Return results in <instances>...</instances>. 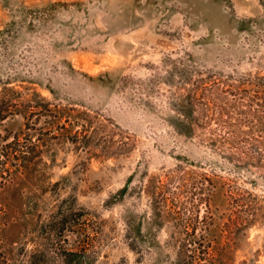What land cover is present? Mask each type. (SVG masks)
I'll return each instance as SVG.
<instances>
[{"label": "rangeland", "instance_id": "obj_1", "mask_svg": "<svg viewBox=\"0 0 264 264\" xmlns=\"http://www.w3.org/2000/svg\"><path fill=\"white\" fill-rule=\"evenodd\" d=\"M179 62L264 72V0H0V92L36 91L71 132L98 131L32 136L18 178L3 147L25 119L0 123V264H187L193 228L191 264H264V181L178 126L164 79ZM157 175L161 214L145 190Z\"/></svg>", "mask_w": 264, "mask_h": 264}, {"label": "trees", "instance_id": "obj_2", "mask_svg": "<svg viewBox=\"0 0 264 264\" xmlns=\"http://www.w3.org/2000/svg\"><path fill=\"white\" fill-rule=\"evenodd\" d=\"M164 80L168 85L176 86L171 92L169 103L180 117L178 126L181 130L191 136L199 131V135L205 136L206 144L214 152L237 167L256 170L259 178L264 181V72L221 73L216 76L215 73L202 72L179 62L172 65V70L166 74ZM24 93L8 86H4L0 92V123L15 114H20L25 119L23 139L20 140L18 135H15V138L3 147L15 151V176L18 178L25 175L33 163L35 146L32 145V136H41L44 133L50 140L70 136L68 139L75 143L77 136L87 140L98 133L97 125L91 122L81 124V131L71 132L62 123L64 114L59 111L57 105L36 91ZM43 116L51 119L45 132H41L44 129L42 127L35 128L36 122ZM3 148L1 147V151ZM195 180L186 184L190 187V195L193 198L194 193H198L195 191L199 188L197 184H202ZM162 183L160 175H157L145 184L147 194L156 198L153 209L158 214L161 212L157 209L161 210L163 207L161 204L156 205L159 193H162L164 188ZM160 188L161 191H158ZM255 198L256 196H252V200ZM162 199L165 203L166 198ZM161 211L164 213L167 210ZM194 230L196 228L187 233L193 234V240L179 246L178 262L191 264L194 261L192 251L197 249L193 246L197 243ZM191 246L194 248H189Z\"/></svg>", "mask_w": 264, "mask_h": 264}]
</instances>
